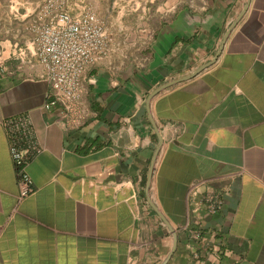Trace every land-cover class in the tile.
Wrapping results in <instances>:
<instances>
[{"label": "crops", "instance_id": "obj_1", "mask_svg": "<svg viewBox=\"0 0 264 264\" xmlns=\"http://www.w3.org/2000/svg\"><path fill=\"white\" fill-rule=\"evenodd\" d=\"M45 2L0 0L7 70ZM54 5L95 12L112 53L68 118L45 110L47 82L0 72V122L29 115L42 148L21 199L0 125V264H194L196 230L209 264H264V0ZM199 181L226 191L222 212L200 222L189 198Z\"/></svg>", "mask_w": 264, "mask_h": 264}, {"label": "built area", "instance_id": "obj_2", "mask_svg": "<svg viewBox=\"0 0 264 264\" xmlns=\"http://www.w3.org/2000/svg\"><path fill=\"white\" fill-rule=\"evenodd\" d=\"M29 26L30 39L15 43L9 60L16 63L7 70L0 52V72L22 74L28 80L49 84L45 110L59 108L63 118L74 114L84 92V78L90 69L100 65L112 53L113 38L105 24L91 11L78 15L55 9L54 0H46ZM29 71H25L26 69ZM0 125L9 143L10 154L18 178L21 199L35 192L28 173L29 163L42 152L33 121L27 114L4 118ZM190 212L198 222L202 214L216 215L225 207L226 191L216 190L207 181L195 182L189 191ZM214 237V236H212ZM188 248L194 264H209L202 258L197 245L206 236L193 231Z\"/></svg>", "mask_w": 264, "mask_h": 264}, {"label": "water", "instance_id": "obj_3", "mask_svg": "<svg viewBox=\"0 0 264 264\" xmlns=\"http://www.w3.org/2000/svg\"><path fill=\"white\" fill-rule=\"evenodd\" d=\"M171 85H172V83H171V84H168L167 86H163V87H161L160 89H158V90H156L155 92H153V93L149 96V100H151V99H152L155 95H157L161 90H163V89H165V88H167L168 86H171ZM160 138H161V137H160ZM161 142H162V140L160 139V143H161ZM158 153H159V149H158L157 152H156V157H157ZM153 172H154V163H153V165H152V167H151V169H150L149 176H148L147 189H146L147 193L149 192V189H150V186H151L152 177H153ZM164 220H165V219H164ZM174 241H175V242H174V248H173L171 254L168 256L166 262L169 261V260L172 258L173 254H174V252H175V249H176V246H177V242H178V238H177L176 233H174Z\"/></svg>", "mask_w": 264, "mask_h": 264}, {"label": "rangeland", "instance_id": "obj_4", "mask_svg": "<svg viewBox=\"0 0 264 264\" xmlns=\"http://www.w3.org/2000/svg\"><path fill=\"white\" fill-rule=\"evenodd\" d=\"M91 12H92V11H91ZM93 13H95V12H93ZM95 14H96V13H95ZM2 15H3V14L1 13V14H0V20H1L0 31H1V28H2V27H1V26H2V18L4 17V16H2ZM96 15H97V14H96ZM97 16H98V15H97ZM4 18H5V17H4ZM98 18H99V16H98ZM99 19H100V18H99ZM100 20H101V19H100ZM6 25L8 26V24H6ZM8 28H9V27H8ZM123 45H124V43H122V44H121V43H116V44H115V47H116V46L119 47V46H123Z\"/></svg>", "mask_w": 264, "mask_h": 264}]
</instances>
